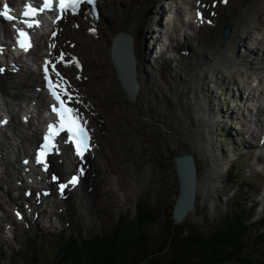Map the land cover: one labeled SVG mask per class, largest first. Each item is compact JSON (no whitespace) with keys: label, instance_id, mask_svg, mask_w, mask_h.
<instances>
[{"label":"rangeland","instance_id":"374dc122","mask_svg":"<svg viewBox=\"0 0 264 264\" xmlns=\"http://www.w3.org/2000/svg\"><path fill=\"white\" fill-rule=\"evenodd\" d=\"M118 1L120 6H124L123 8L125 9L126 1ZM175 1L180 8H184V0ZM172 4L168 0L163 2L164 10L159 12V30L162 31L163 35L167 33L171 38L172 34V36H175L174 38H177V30L172 26L177 20L178 23L175 27L179 25L183 11L179 8V11L176 12V19L172 20ZM167 20L170 22L168 23ZM250 33V38L244 46L253 49L254 52L258 51L262 55L264 53V44H259V42L261 43V38L264 35V18L256 22L254 29ZM158 34L159 32L154 39L158 37ZM162 40H166L165 35L162 36ZM190 43L192 45L190 59L198 55L199 57L193 62L189 61L188 58L186 60L182 58V61L186 62L184 67L189 66L187 71H191V66L193 67V65L197 64L203 55L202 52H199L200 46L198 48L192 38ZM157 44H160V41ZM184 44L189 46L187 40L186 42L184 41ZM40 50L41 46L36 50L35 54H41ZM243 50L241 52L245 54L246 51L244 52ZM205 51L208 52L207 50ZM80 52L82 51L80 50ZM79 54L84 60L85 73L89 78L87 80L88 87L91 89L89 93L94 94V97H91L90 100L98 103L96 99V94H98L99 103L105 108L109 107V109H103L104 124L107 125V128H102L101 133L99 131L100 135H104L102 136L106 141V145L102 149L103 159L96 161L95 164L91 163L90 168L94 177L96 176V183L103 184V189L99 186L102 189L101 195H108L106 197L101 196L98 188L96 195L88 196L87 200L83 202L80 200L75 202L78 200V194L81 195V193L87 191L88 184L85 186L86 188L82 191L78 190V194L72 197L75 199L74 201L64 203V205L67 204L69 207L67 206L66 208L62 203H57L55 200L56 203L52 204L51 209L47 213H43L42 217L37 220L38 224L26 228L25 224L15 221L11 213L12 206L19 202L21 203L20 194H17L19 188L14 182L16 180L14 167H19V164L12 155L10 161L14 167H10V173H13V178H9L8 172H3L4 168L1 170L2 173H0V220L2 219V222H0V264H36L33 263L34 247L31 244L29 245V240H34L37 232L39 234L44 233V239H42L43 241L40 240V242L45 245L52 233L58 235L67 231L68 233H80L83 238H86L85 236L91 230L107 232L115 225L121 213H135L136 202L140 205L143 204L146 209L150 208V206H158L159 216L157 215L148 227L149 232L153 233L150 243L152 249L155 237L162 234L170 223L169 221L173 219L171 217L172 207L179 190L173 156L180 154L182 151L190 152L196 156L199 162L198 176L203 184L200 191H198L195 211L181 224L185 229L209 233L214 226L220 224V221L225 218L226 213L230 209V200L238 201L242 196H246V199L248 198V201L254 206L258 205L255 219L264 215V172L261 171L264 168V153L262 154L263 159L259 157L260 160H257V152L254 150L255 144L257 145V133H259V130L256 133L254 132V138H246L245 135L255 129L256 123H250L242 116L246 114L249 117L250 112L245 107L247 105L245 103L239 106L241 107L240 109L237 99L239 93L242 92L243 95L246 93L245 89L249 85V82L247 83L249 81V73L247 71L246 73H240L239 67L227 69L221 63L220 65L213 63V66H204L205 72L201 80H192L193 84H190L185 89L184 94L179 96L175 88L169 90L171 78L174 81L177 78V74H181L182 79H187V76L184 75L186 71L182 73L176 72L173 68L176 67L177 62H174L173 68L168 70L167 68L170 67L169 61L165 58H159L150 66L166 73V78H164L162 83L163 85L167 83L168 88L155 95V99L151 101L150 105H144L145 110L149 114H146L147 117H143L144 113H141L142 115L133 113V109L130 107L132 102L125 93L123 97L112 93L111 87H109L101 69L92 65L94 56L92 57L90 53H85L88 56ZM171 55L170 52L167 53L168 57ZM151 56L150 59H152ZM164 60L168 61L167 65L164 64ZM178 65L181 69V65L179 63ZM161 67L163 68L160 69ZM213 67L216 72L206 70ZM32 69L34 67L30 63L26 64L25 70L28 73H31ZM190 71L187 73H190ZM172 73H176V75L172 76ZM24 76L25 73L23 72L17 76H9L2 85L13 87ZM33 77L35 80L32 81L38 82L37 76ZM177 79L180 80V78ZM182 79L177 84L180 85ZM199 83H201V89L198 95L201 93V96L203 95L206 101V110L200 118L194 113V105H187V103H193V98L196 96L191 93L190 88H194ZM25 93H27L26 89ZM6 99L9 103L8 106L18 114L16 121L20 122L21 112H19V104L22 99ZM41 100L43 102V97ZM249 105L250 102H248ZM181 109L183 113H180ZM229 109H233L236 114L230 115V113H227L226 111ZM100 117L104 119L102 115ZM100 117L98 116L97 118L100 120ZM149 117L153 118V120L149 119ZM224 117L227 119H224ZM257 119H260L259 115ZM96 124L99 128L100 123ZM260 124L258 123V125ZM237 140L240 141V144H237ZM12 143H14L12 140L4 141V138L0 136V149L3 148L8 157L7 151H9ZM198 143H201L204 149L202 147L198 148ZM23 144L27 145V139L24 140ZM249 145H254V147ZM29 149L30 144H28L27 152H29ZM24 155L26 154L23 152L21 156ZM105 155L106 157H104ZM232 161L236 164L233 166L236 169V175L232 178V181H229L228 173L230 162ZM98 164H101V172H99L100 167L97 166ZM54 170L65 173L57 161L55 162ZM100 173L101 177H99ZM92 174L89 176V181ZM2 177H5V180H2ZM103 178L105 182H103ZM7 187H10V198L13 199V203L10 205L6 204L9 199L6 193ZM238 188L240 189L238 190ZM95 190L96 188H94ZM89 194H92V192L90 191ZM16 197H19V199H16ZM61 207L65 208L63 213L59 212ZM56 216H58V219L52 221ZM10 224H12V228H10ZM6 225L9 227H6ZM12 231L16 235L11 238L6 237ZM184 232L189 233L187 230ZM7 240L9 241L7 242ZM6 245L7 250H4ZM45 245L44 247L49 250ZM19 247L24 248V250L14 254V250ZM45 258H47L46 262L53 260V257L47 252L46 256L38 259L37 264H47ZM261 259L264 261V258L261 257Z\"/></svg>","mask_w":264,"mask_h":264},{"label":"bare ground","instance_id":"6f19581e","mask_svg":"<svg viewBox=\"0 0 264 264\" xmlns=\"http://www.w3.org/2000/svg\"><path fill=\"white\" fill-rule=\"evenodd\" d=\"M125 1H126V5H125L126 8L124 9L123 8L124 6L121 7L120 2L118 0H102L101 9L103 11V23L102 24L100 23V27H99V31L97 32V35L92 36L87 34L86 32L87 27L84 25L85 23L81 21L80 23L81 27L79 30H74L71 29L69 26H67V29L62 36L66 37L67 39H71L72 42L75 41L77 43L79 51L81 50L82 52H84V54L90 53L92 57L94 56L92 60L93 63L92 65H95L101 69V71L105 75V79L109 84V87H111L110 90L112 91V93L114 95L123 97L125 91L122 89L116 71L113 67L110 57V50L112 46V40L114 39L116 33L120 31H124L132 35L134 40V51L136 56L137 80L140 83V89L138 91L136 100L131 101L132 105L130 104L131 105L130 107L133 109L134 114L142 115L144 113L143 117H147L146 114H149V112L145 110L144 105H150L151 101L155 99V95L159 94L160 92H163V89L168 88L167 83H165V85H163L162 83L164 78H166L165 76L166 73L162 72V70L159 71L156 68H153V66H150L151 59L149 57V52H150L149 41L150 40L160 41V36H158L155 39L154 37L159 32V19H160L159 12H162L164 10L162 4L165 0H125ZM168 1L173 3L171 6L172 9L171 16H172V20L173 19L175 20L177 17L176 12L179 11L180 6H178L175 0H168ZM191 1L192 0H190V2L189 0L186 1L184 0V2H186L184 7L187 12V14L185 13V15L188 16H189L188 12L190 10H193L197 3L196 0H193L192 2ZM189 7L190 9L187 10ZM217 12H218V16L214 20L216 26L212 30L202 33L203 29L201 28L196 31L197 40L200 46L199 50L202 51L203 55L200 57L199 62L193 65V68L191 69L190 73L186 72V74H184L187 76V79H182L181 74H177V78H180V80L182 79V81L179 85L176 83V80H174L177 87L176 93L179 96H182L185 92V89L188 88L190 84H193L192 80L193 81L199 79L201 80L205 72L203 68L204 66H208V65L210 66L213 63L220 65L221 63L222 66L227 69H235L237 67H240L245 71L253 72L255 75L254 78L255 83L256 82L258 83V87L256 88L255 92H258L257 94L259 95V91H261L264 81V61H259L258 63L252 62L251 60H249V55L246 56L241 55V49L245 47L244 44L247 42V40H249L251 35L250 32L252 29H254L256 22H258L264 16V0H229L227 6L226 7L219 6L217 8ZM189 27H195V26L194 24H190ZM225 27L231 30V34L227 39H223L220 37V29ZM4 34H5V39L11 37L10 29L8 27L4 30ZM174 43L176 44L173 45L171 44V49L175 54H177L178 57L176 58L177 59L176 61H178L182 69V67L184 66H183L182 58L179 55V53L182 50H189L191 52V49L190 46L188 45L186 46L184 43L180 42L179 40H176V42ZM181 46L182 48L178 50V48ZM205 50H207L208 52H206ZM43 51L44 49L42 48L41 52ZM249 53L254 54L253 51H249ZM29 56L36 57L35 60L33 59V61L35 62L36 60L41 61L44 55L34 54L33 52H31ZM122 57H123V65H124L123 68L126 70L127 64H125V62H127L128 59L127 54L123 52ZM164 62L165 65L168 64L167 60H164ZM241 62H244V65L240 64ZM162 68L163 67H161L160 69ZM167 69L169 70L170 67H168ZM206 70L216 72V69H214V67L207 68ZM65 72L68 75L71 74V76H73L74 73V71L71 69H67ZM78 79L81 82L85 80L84 77H78ZM30 80L31 79L28 78L21 80L20 82L17 83L16 86L12 87V90L6 89V87H1L0 88L1 95L5 97L12 96L14 94V91L20 86L23 88H29ZM192 88H190V91L192 94L196 96H194L193 98V103L190 102L187 103V105H191V104L194 105V109H193L194 113H196L197 117L200 118L203 115V112L206 110L205 107L206 101L203 95L201 96V93L198 95V92L201 89V83L195 85L193 89ZM29 93L31 94L30 95L24 94L23 96L24 97L27 96L29 102H31L32 100V103L31 105L29 104V107L26 108V110H24V113L22 115L27 116L28 114L31 113V110L33 108L36 109L37 115L31 117V122L28 124V127L26 128L27 133L26 131H22L20 128V127L22 128L25 127L23 124H21L22 126L19 127L18 126L19 124L15 123L12 127V129L18 130V133L20 134V135L16 134L14 136V139L16 140V142L19 141L21 142V148H23V152L26 155L27 154L29 155L30 151L37 144L36 134L40 130V124H45L47 121L45 119V115H46L45 108L48 104V101L46 100V96H43L41 94L36 95L35 91ZM20 94H21L20 91H18L16 94H14V96H19ZM32 96L34 97L30 100ZM42 97H43V102H41ZM259 97L264 101V96H259ZM34 101H37L36 107L32 106ZM252 102L254 104L255 103L259 104V100L257 99L256 100L253 99ZM2 104L7 105L8 102L5 101L2 102ZM263 106H264L263 103H261V106L259 107V110L257 112L260 113L264 112ZM95 112L96 114H98L99 110L95 108ZM180 113H183L182 109L180 110ZM100 115L101 114L99 112L98 116L100 117ZM12 116L14 119V115ZM149 119L153 120V118L150 117ZM100 120H102V117H100ZM104 128H107V125H105ZM95 133H96L95 137L98 143V147L95 150L92 159V162L94 164L96 163V161L98 160L101 161L103 159L104 154L102 153L103 151L102 149L106 145L105 139L103 138L102 135L99 134V128L97 124L95 127ZM23 134L26 135L23 136ZM29 136H31L34 141L31 140L30 149L29 152H27V148L24 147L23 141L24 139L30 140ZM197 146L198 148L202 147L204 149L201 143H198ZM18 149L20 150V147H18ZM70 155H71V151H66V156L64 157L65 159L64 164L62 165L63 168L66 170H70L75 164L71 159ZM104 157H106V155ZM6 164L7 162L5 160H3V163L0 161V169L6 166ZM7 170L8 167L5 168V171ZM17 172L19 175L20 170H18ZM89 176L87 174L85 178L84 188H86L85 186L88 184L89 186H93L94 188H96L95 184L97 179L91 177V180L89 181L88 180ZM2 180L5 179L2 177ZM198 180H199L198 190L200 191L203 184L200 182L199 176H198ZM80 191H82V189ZM75 195L76 194H74V196ZM78 195H79L78 200L82 202L86 200L85 198L86 195L84 193Z\"/></svg>","mask_w":264,"mask_h":264},{"label":"trees","instance_id":"16d2710c","mask_svg":"<svg viewBox=\"0 0 264 264\" xmlns=\"http://www.w3.org/2000/svg\"><path fill=\"white\" fill-rule=\"evenodd\" d=\"M230 174L232 181L236 173ZM230 203L225 218L209 233L190 231L172 219L155 237L152 249L153 233L148 227L159 216V209H146L143 204L134 216L121 215L109 232L90 231L86 238L80 233H52L46 245L40 242L44 236L36 235L29 240L34 247L33 263L48 252L53 260L46 262L45 258L47 264H264V218L253 220L255 207L249 206L245 196Z\"/></svg>","mask_w":264,"mask_h":264},{"label":"water","instance_id":"95a60500","mask_svg":"<svg viewBox=\"0 0 264 264\" xmlns=\"http://www.w3.org/2000/svg\"><path fill=\"white\" fill-rule=\"evenodd\" d=\"M229 34V30H224L225 38L229 37ZM120 41L124 42L126 46L119 45L118 42ZM132 48V39L125 34H118L113 39L111 58L123 90L132 101H135L139 85L135 80L136 71ZM123 52L128 57L127 62H125L127 64L126 70L123 68ZM173 163L179 189L173 205V219L176 225H180L195 211L199 180L195 157L192 153L182 151L180 154L174 155Z\"/></svg>","mask_w":264,"mask_h":264},{"label":"snow or ice","instance_id":"6c2138e0","mask_svg":"<svg viewBox=\"0 0 264 264\" xmlns=\"http://www.w3.org/2000/svg\"><path fill=\"white\" fill-rule=\"evenodd\" d=\"M82 2L94 3V0H59V11L61 13H65L66 11H68L69 8L75 10L76 6ZM224 2L226 3L227 0H224ZM52 5H53V0H43V6L39 7V8L34 7V6L29 4V5L25 6V10L21 13V15L24 16L25 18H28L30 16L34 17L37 14V12H44L46 9L53 10ZM3 9H4V11L2 13H0V15H3L5 18H7L9 20H13L14 17L12 15H10L11 10L9 9V6L7 3H5L3 5ZM197 16L200 17L199 12H197ZM59 19H60V16H57L56 19L53 20V23L55 24ZM21 23L26 24V26L28 28H33L35 26H38V21L34 25L33 23L28 22L27 19L21 21ZM17 33H18L19 37H27V33L23 29H17ZM53 35H55V33H53ZM17 42H18L19 46L25 51H27L28 47L31 46L30 42L26 45L20 39H18ZM48 63H49L48 61L45 62V73L46 74L48 72ZM52 70H53V72H55V65L52 66ZM2 71H4V69L0 68V72H2ZM56 75L58 76L59 73H56ZM46 78H47V75H46ZM49 83H50V88H51V81ZM52 95L54 96V98L58 102H60L61 104L64 103L63 101H61L60 96L55 91L52 92ZM69 99H71V97H69ZM52 110L54 112H57L58 115H61L63 117V113L59 112L55 106H53ZM67 111L73 112L74 110L68 109ZM52 130H53V125H49V133L50 134L52 133ZM68 131L71 132L72 128L69 127ZM79 133H80V136L82 137V139L77 144V155L82 158L84 155V151H86L88 148V144H87L88 138H87V134L85 133L83 127H81L79 129ZM50 139H51V135L45 137V140H50ZM38 162H40L39 157H38ZM70 183L75 185L77 183V177L74 176L72 178V180L70 181ZM63 187H64V185L61 186V188H63ZM17 215H19V213Z\"/></svg>","mask_w":264,"mask_h":264}]
</instances>
